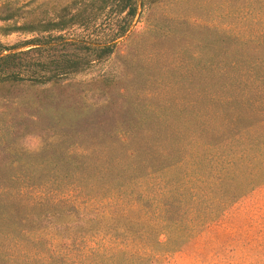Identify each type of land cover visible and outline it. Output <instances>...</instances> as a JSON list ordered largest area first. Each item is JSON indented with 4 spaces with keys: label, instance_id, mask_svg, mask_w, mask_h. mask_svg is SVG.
Returning a JSON list of instances; mask_svg holds the SVG:
<instances>
[{
    "label": "trees",
    "instance_id": "obj_1",
    "mask_svg": "<svg viewBox=\"0 0 264 264\" xmlns=\"http://www.w3.org/2000/svg\"><path fill=\"white\" fill-rule=\"evenodd\" d=\"M170 1L0 0V35L33 37L0 42V91L89 73L145 10ZM231 57L236 74L195 106L206 114L146 118L125 146L61 166L0 168V264H155L264 184V50ZM50 175L66 181L59 200L37 189Z\"/></svg>",
    "mask_w": 264,
    "mask_h": 264
},
{
    "label": "rangeland",
    "instance_id": "obj_2",
    "mask_svg": "<svg viewBox=\"0 0 264 264\" xmlns=\"http://www.w3.org/2000/svg\"><path fill=\"white\" fill-rule=\"evenodd\" d=\"M46 1L50 8L67 2ZM32 38L14 33L0 35V42L15 47ZM263 39L264 0L152 6L89 73L59 86L0 91V168L61 166L82 153L97 156L125 146L124 137L148 131L146 118L206 114V104L195 106L206 99L207 86L223 73L236 74L234 52L262 51ZM56 180L50 175L37 189L60 199L68 187ZM155 264H264V184Z\"/></svg>",
    "mask_w": 264,
    "mask_h": 264
}]
</instances>
